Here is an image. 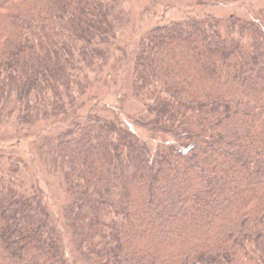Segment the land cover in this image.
<instances>
[{
    "label": "trees",
    "instance_id": "trees-1",
    "mask_svg": "<svg viewBox=\"0 0 264 264\" xmlns=\"http://www.w3.org/2000/svg\"><path fill=\"white\" fill-rule=\"evenodd\" d=\"M122 0H0V125L64 116L110 61ZM215 4L227 0H203ZM90 78V79H89ZM140 127L89 114L40 146L86 264H264V7L140 40ZM19 157L0 165V264H70Z\"/></svg>",
    "mask_w": 264,
    "mask_h": 264
},
{
    "label": "rangeland",
    "instance_id": "rangeland-1",
    "mask_svg": "<svg viewBox=\"0 0 264 264\" xmlns=\"http://www.w3.org/2000/svg\"><path fill=\"white\" fill-rule=\"evenodd\" d=\"M119 7L128 12V20L112 48L108 64L93 73L90 87L78 104L70 107L64 116L43 120L32 126L16 122L0 125V165L7 168L10 157L21 158V175L29 188L42 196L47 210L60 233L70 264H86L71 241L63 214L65 195L57 178L48 171L42 159L40 146L45 140L64 131L74 120L89 114L118 119L144 139L156 151L163 143L155 135L140 127L138 120L145 113L146 101L132 92V70L140 40L153 27L168 21L204 15L226 19L231 15L252 18L264 7V0H227L215 4L203 0H122Z\"/></svg>",
    "mask_w": 264,
    "mask_h": 264
}]
</instances>
